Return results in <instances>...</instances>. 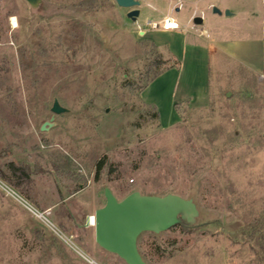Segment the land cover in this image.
<instances>
[{"label": "rangeland", "instance_id": "rangeland-1", "mask_svg": "<svg viewBox=\"0 0 264 264\" xmlns=\"http://www.w3.org/2000/svg\"><path fill=\"white\" fill-rule=\"evenodd\" d=\"M123 11L114 0H0V169L28 172L14 190L54 225L0 187V264H126L86 224L105 187L117 199L138 191L195 203L192 226L138 236L146 264H264V73L214 59L206 103H176L172 119L174 79L158 102L143 89L175 65L180 87L194 89L203 55L183 44L177 63L137 32L161 19L156 9L135 20ZM54 98L66 111L40 130Z\"/></svg>", "mask_w": 264, "mask_h": 264}, {"label": "crops", "instance_id": "crops-1", "mask_svg": "<svg viewBox=\"0 0 264 264\" xmlns=\"http://www.w3.org/2000/svg\"><path fill=\"white\" fill-rule=\"evenodd\" d=\"M140 1L143 3L141 4ZM230 1L233 3L232 6L227 4L228 0H207L205 6L200 7V0H138V15L142 7H150L156 9L161 16L160 20L148 19L147 21L159 22L166 15H172L181 25L180 29L172 30L138 27V33L143 29V32L148 34V37L154 40L159 48L167 49L170 56L179 64L182 63L183 56L187 53L183 44H188L191 47L189 50L191 55H203L205 75L202 82L197 84L194 89L187 85L180 87L178 79L180 67L178 66L176 70V65L164 68L143 89L146 99L150 102H158L162 97L158 96L157 98L156 93L163 89L164 83H167L168 79H174L170 84L167 102L164 100L171 109L172 119L174 116L176 118L174 107L176 103L188 102L190 105L206 103L212 60L231 58L238 63L248 65L252 71L264 73V0ZM182 2L187 4L184 13L180 14L183 8ZM259 5L260 9L257 11L255 6ZM213 7H216L220 12H213ZM123 10L126 16L128 9L123 8ZM225 10H228L229 14H225ZM173 14L177 15L178 20ZM197 16L201 18V22L195 24L199 27L194 26L193 31H190L191 28L189 30L187 25L189 22H193V18ZM206 21L208 23L204 26ZM188 77V84H192L191 77L189 75Z\"/></svg>", "mask_w": 264, "mask_h": 264}, {"label": "water", "instance_id": "water-1", "mask_svg": "<svg viewBox=\"0 0 264 264\" xmlns=\"http://www.w3.org/2000/svg\"><path fill=\"white\" fill-rule=\"evenodd\" d=\"M25 1L32 7H36L41 2V0ZM114 2L119 7L127 8L126 17L135 20L139 12L138 0H114ZM212 11L220 12L216 7H213ZM224 13L229 14L228 10ZM200 22L199 16L193 18L194 24ZM228 95L229 93H226V96ZM50 111L52 115L49 121H44L40 125V130H46L47 126H51L53 114L65 112L66 108L54 98ZM103 195L104 204L93 212L94 241L126 264H146L137 247V239L142 232L159 233L177 224L187 228L194 224L198 215L192 199L173 193L156 195L132 191L117 199L111 190L105 187Z\"/></svg>", "mask_w": 264, "mask_h": 264}, {"label": "built area", "instance_id": "built-area-1", "mask_svg": "<svg viewBox=\"0 0 264 264\" xmlns=\"http://www.w3.org/2000/svg\"><path fill=\"white\" fill-rule=\"evenodd\" d=\"M147 26L150 29H154V30H172V29H180L181 25H179V23L176 21V19L172 16V15H166L165 17H163V19L159 22H154V21H147ZM0 187L7 193L10 194L12 196H14L18 201H20L23 206L29 211L31 212L33 215L42 218L43 220H45V222H47L48 224L52 225L54 227V225L47 219V217L45 215H43L42 212H40L39 210H37L35 207H33L29 202H27L26 200H24L22 197L19 196V194H17V192H15V190L9 186L4 180L0 179ZM91 219V226H93L94 224V216L89 215L87 216ZM87 220V219H86ZM58 230V229H57ZM59 232V231H58ZM61 235V232H59ZM62 236L71 243L70 239L67 238L66 236H64L62 234Z\"/></svg>", "mask_w": 264, "mask_h": 264}, {"label": "trees", "instance_id": "trees-1", "mask_svg": "<svg viewBox=\"0 0 264 264\" xmlns=\"http://www.w3.org/2000/svg\"><path fill=\"white\" fill-rule=\"evenodd\" d=\"M160 73V72H159ZM157 73V74H159ZM156 74V75H157ZM6 167L10 170L9 174H6L0 169V177L4 180L9 186L17 190L15 187L20 188L22 180L28 177V172L23 169L21 166H14L13 163H7ZM23 190V188H21ZM156 234V233H155Z\"/></svg>", "mask_w": 264, "mask_h": 264}, {"label": "bare ground", "instance_id": "bare-ground-1", "mask_svg": "<svg viewBox=\"0 0 264 264\" xmlns=\"http://www.w3.org/2000/svg\"><path fill=\"white\" fill-rule=\"evenodd\" d=\"M11 22L15 25V19L13 17L11 18ZM87 224H91V219L89 217H87Z\"/></svg>", "mask_w": 264, "mask_h": 264}]
</instances>
